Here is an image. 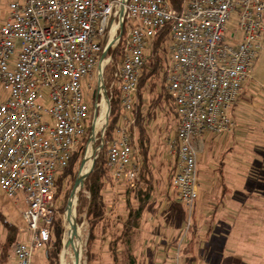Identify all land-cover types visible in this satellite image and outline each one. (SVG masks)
Returning a JSON list of instances; mask_svg holds the SVG:
<instances>
[{
  "label": "built area",
  "instance_id": "1",
  "mask_svg": "<svg viewBox=\"0 0 264 264\" xmlns=\"http://www.w3.org/2000/svg\"><path fill=\"white\" fill-rule=\"evenodd\" d=\"M233 21L236 29L229 32ZM166 29L165 86L178 121L166 149L177 160L171 187L189 218L174 249L173 263L181 264L199 200L196 143L235 128L233 107L264 51V0H182L179 9L171 0H0V187L10 200L22 201L25 224L2 264H34L37 251L51 248L60 216L57 178L76 154L85 153L82 175L105 148L109 177L131 188L142 185L131 115L142 73L160 57L154 42ZM121 44V61L108 82L105 71ZM116 91L121 123L108 139ZM104 102L105 123L97 130Z\"/></svg>",
  "mask_w": 264,
  "mask_h": 264
},
{
  "label": "rangeland",
  "instance_id": "2",
  "mask_svg": "<svg viewBox=\"0 0 264 264\" xmlns=\"http://www.w3.org/2000/svg\"><path fill=\"white\" fill-rule=\"evenodd\" d=\"M235 29L236 21H233L230 25L229 32L235 31ZM237 37H239V34ZM167 46L168 42L164 41L161 49L159 50L160 57L166 60V66L168 65L167 58H169L170 55ZM118 49L115 50L113 54L110 52V54H112L113 61L107 67V70L104 74L106 75V80H108V82H111L112 73L116 69V66L120 63L119 61H121V53H117ZM259 56L258 63L254 68L253 80L250 84L251 88L246 94V99L250 98L253 101V104H246L244 106H247L246 108L250 111L249 117L246 119L248 120V125L254 124L253 130L248 128L244 129V131L246 133H253L256 139L254 140V145H247L248 147L245 145H240V148L244 152H246L248 149L246 153L251 156V158H253V162L249 170L250 173H248V181L250 182L249 184L253 186L255 191L252 193L253 205L252 207L250 206L251 210L248 211V224H245V222H242V220L235 222L236 225L234 228H232L231 233V236H234L237 242H239V240H243L241 243L244 244V248L238 247V243L236 242L235 247L237 248V251L235 247L232 248L231 245V247H228V252L224 253L225 259L232 256V258L229 260L232 262V264H264V136L261 130L262 124L264 125V114H262L264 112V51ZM158 77L147 83V85L144 86L145 88H143L142 92H138L142 98L137 95L135 111H133L134 114L131 115L136 118L135 124H133L134 127H132L130 131L131 138L133 139L135 146L134 150H136V154L143 164L141 171L142 185L138 188V190L141 192L140 194H134L133 192L129 193L126 192L125 184L114 183L107 189L105 196V202L107 203L106 212L109 210L108 213L110 216H108L106 221L100 227H98V229H96L98 242L93 251V254H95L94 261H92L90 264H113L115 257L117 258L118 264H128L129 253L133 254L137 262L136 264H170L168 261H158V259L154 257V255H157L156 252L152 251L153 247L157 243L155 234L160 233L159 235L161 238H163V241L158 243V245L166 244L165 250H167V252L173 244H175V246L173 245L174 249L177 247L179 241L177 240V243L174 242L176 236L181 237L185 235L187 225L183 229L182 216L180 212L181 209L179 208V206H182V204L178 203L176 192L170 186V178L175 161L167 154L166 149L168 140L176 134L178 121L174 111H172L173 102L170 98V95L168 94L167 87L165 86L166 79L164 82V79H162V74L158 75ZM163 89H165L164 98L161 97ZM89 98L91 99L92 96L89 95ZM139 116L142 117L141 125L144 127L143 135H141L140 126L137 125V118ZM119 123H121V120ZM214 137L219 136L213 135L212 138L214 139ZM96 139H98L96 141V145H101V134H98ZM142 139L145 148H143L141 145ZM196 144V148H198L199 151L197 159L199 162V182H203L204 184L205 178L212 177L214 174L215 177L213 178L215 179L213 180V185L219 184L217 179L223 173L222 169L226 163V160H229L230 158L228 157L230 150L224 147L226 146V143L222 142V145L216 144L209 152L205 150L206 148L203 147V142H201V140H199ZM217 145H221V147H218ZM105 150L106 149L103 148L100 151L98 158L102 155V153L106 157ZM84 157L85 153L79 159L78 164H76L74 170L75 178L72 179L69 176L64 178L62 183V191L58 198L60 213L58 219L62 221L63 228L61 241L63 247L59 254H57L59 264H61V254L63 253L65 244L64 215H66L68 209L67 203L71 198V194L73 192L72 190H74L75 181L81 174V164ZM215 170H217L219 173H212ZM201 173L204 174H202L200 177ZM82 192L86 195V197H88L87 192L82 190L79 191L75 211L76 219H81V223L77 222L78 224L76 223V227L74 228L80 231L78 233H74L72 236V245L67 257L70 264H75L77 256L80 257V264H88L85 253L87 252V240L89 238L90 226L88 218L85 216L86 214L79 216L77 211L78 202ZM3 193L4 192L0 187L1 264L7 260V256L11 252L15 239L23 236V233H21L19 230L25 228L22 218L24 204L22 201L15 203V201L10 200ZM258 198H263L261 199L263 204L259 202L260 200ZM172 201L176 204L171 206V209H168ZM144 202L148 207L146 210H144L141 221L145 219L151 221L152 224L150 225L151 228L149 229V232L144 234L143 231L141 232V230H138L139 223L141 225V222H139L138 226L130 236V241L128 243L124 241L125 245L123 242H118L117 244V239H119V237H121L123 234V226L127 224L126 221L128 220L130 209H133L135 212L140 204ZM198 203L199 201L195 206L192 220H190L189 223L191 225L189 226V231L191 232L188 235L189 231H187V235L184 236L186 238L189 237L187 238L188 245L190 242L189 239H192L191 236L196 238V235H198V223L199 217L201 216L197 211ZM10 227H13V229ZM150 233H154V235H151ZM11 239L13 240L10 241ZM158 240L160 239L158 238ZM79 241H83L84 244L79 245ZM128 246H130V249ZM52 247L53 252H55L56 245ZM167 247L169 249H167ZM188 249L189 248H186L185 250L188 251ZM160 251L163 252L164 248L161 247ZM45 253V249H40L37 251L35 255H33L34 264H48L45 259L46 257L44 256ZM151 253H153V256H151ZM195 254L196 251L194 255ZM193 259H190V261L181 259L180 263L193 264V262H196L197 256L195 255Z\"/></svg>",
  "mask_w": 264,
  "mask_h": 264
},
{
  "label": "crops",
  "instance_id": "3",
  "mask_svg": "<svg viewBox=\"0 0 264 264\" xmlns=\"http://www.w3.org/2000/svg\"><path fill=\"white\" fill-rule=\"evenodd\" d=\"M258 63V62H257ZM254 69V68H253ZM254 74V70H253ZM252 82L249 81L246 85V89L243 94H241V97L235 107H233L232 111V117L233 121L235 123V128L232 132L229 134L226 133L225 135H220L219 137L212 138L213 135H203V137L200 139L201 142H203V147H205L206 151L209 152L213 146L216 144L226 143L225 148L230 150V154H228L229 160H226L225 165L223 166V173L221 176L217 179L219 184L213 185V180L215 178L214 174L212 177L205 178V183L201 185L199 182V203H198V213L201 215L199 217V229H198V235H196V238L194 236H191L190 242L188 245V239L189 237H185V244L183 245L186 248H189L188 251L185 252L186 258H188V261L190 259H193L194 256H197L196 262H193V264H232L230 258L225 259L224 253L228 252V247L232 248L235 247V243L237 240L234 236H231L232 228L236 225L235 222L242 220V222H245V224H248V211L251 210V207L253 205V197L252 193L254 190L253 186L250 185L248 181V173H250V166L253 162V158L249 156L246 152H244L240 145H254V140L256 139L254 137L253 133H246L244 129H251L253 130L254 124L248 125V119L249 117V109L244 107L246 104L250 105L253 104V101L250 98L246 99V94L250 90V84ZM239 113V114H238ZM264 114V112L262 113ZM245 115V116H244ZM260 129V128H258ZM261 130L263 132L264 136V125L262 124ZM177 131V130H176ZM245 132V133H244ZM215 140V141H213ZM222 145V144H221ZM221 145H217L218 147H221ZM175 161V160H174ZM175 166V162H174ZM225 168V170H224ZM218 172L215 170L212 173ZM219 173V172H218ZM217 173V174H218ZM204 173L200 174L201 175ZM114 184H116L113 181ZM258 193V192H257ZM262 197V196H258ZM259 199V198H258ZM260 198L259 202L261 204L262 201ZM178 201V200H177ZM179 203V202H178ZM176 203H173V201L170 203L168 209H171V206H174ZM180 204V203H179ZM141 205V204H140ZM251 206V207H250ZM140 207V206H139ZM148 206H146L145 210ZM184 206H179L181 209ZM172 211V210H171ZM170 211V212H171ZM109 210L106 212L105 217L102 221V224L106 221L107 217L109 215ZM143 216V213H141ZM142 216L140 218L141 225L139 223V229L141 232L143 231L144 234H147L149 232V229L151 228V221L150 220H142ZM202 221V222H200ZM183 229L186 226L183 224ZM182 229V227H181ZM152 231V230H151ZM151 234V233H150ZM154 235V233H152ZM151 234V235H152ZM158 234H155L156 236V245L153 247L152 251L156 252L155 258L158 259V261L161 262H169L170 264H174V246L173 244L170 249L165 245H158L161 241H163ZM190 234V231L188 232V235ZM187 235V234H186ZM158 238L160 240H158ZM180 238V239H179ZM182 239V236H176V241H180ZM193 241V242H192ZM243 240H239L238 247L244 248V244H242ZM179 243V242H178ZM157 246V247H156ZM161 247L164 248V253L161 250ZM236 251L237 248L235 247ZM150 250V248H149ZM196 251V254L194 255ZM150 252V251H149ZM166 252V253H165ZM187 253V254H186ZM155 254V253H154ZM151 256H153V253H151ZM190 258V259H189ZM195 260V259H193ZM226 260V261H225ZM160 262V263H161ZM168 264V263H167Z\"/></svg>",
  "mask_w": 264,
  "mask_h": 264
},
{
  "label": "trees",
  "instance_id": "4",
  "mask_svg": "<svg viewBox=\"0 0 264 264\" xmlns=\"http://www.w3.org/2000/svg\"><path fill=\"white\" fill-rule=\"evenodd\" d=\"M172 2V6L174 7V9H179L182 6V0H171ZM123 28H126V24L123 25ZM169 34V30L166 29L165 31H163L161 34H159V37L155 40L154 42V49L153 51L156 53L157 51H159L162 47L163 42L168 38ZM122 44L119 46V49L117 51V53H122ZM120 55V54H119ZM166 72H167V66H166V60L162 59L161 57L157 56L155 60L153 61H149L148 64L146 65L144 72L142 73V78L140 81V84L138 85L139 87V91L138 92H142L143 88H145L144 86L147 85V83H149L152 79H155L158 77V75L162 74V79H166ZM159 78V77H158ZM161 79V78H160ZM164 91L165 89H163V92L161 94V97L164 98ZM137 95H139V97L142 98V96L140 95V93ZM119 99V92L116 91L114 93L113 98L110 100L111 101V113H110V117H109V125H108V129H107V137L108 139L112 138L116 129V125H118L119 121H120V117L122 115V110H121V106H120V101ZM135 118V117H134ZM142 117H138L137 118V122H138V126H140V130H141V135L144 134V127L143 125H141L142 123ZM136 120V118H135ZM141 145L143 148H145L143 139L141 141ZM80 159V154H76L73 158V160L70 162V164L68 165L69 167L60 175L59 178H57V199L59 198L61 191H62V183L64 181V178L69 176L72 179L75 178L74 176V170L76 167V164H78V161ZM106 163V157L105 155L102 153V155L96 160L95 164H94V169L92 170L91 174H89V176L87 177V179L84 182L82 191L87 192L88 193V197H86V195L82 192L80 195V199L78 202V207H77V211H78V215H82V214H86L85 216H87L88 218V222H89V226H90V233H89V238H88V242H87V252L86 257H87V262L88 264L92 263V261H94L95 258V254H93L94 248L97 245V236H96V229H98V227H100L102 225V221L105 217L106 214V208H107V203L106 201V193H107V189L113 185V180L111 179L110 174H109V170L107 168ZM176 168H177V160L175 159V166L172 169V175L170 178V186H172V177L174 175V173L176 172ZM125 189L126 192H133L134 194H140L141 191L138 190V188H131L129 185H125ZM197 205V203H196ZM146 208L145 202L141 203L140 207H138L135 212L133 209H130L129 214H128V220L126 221V225L123 226V230H122V236L119 237V239H117V244L118 242L122 243L125 245L126 241L127 243L130 241V236L132 235L133 231L135 230V228L138 226V223L140 222V218L142 216L141 213L144 212ZM181 216H182V221L184 222L183 224L187 225V219H188V213L186 212V208L185 207H181ZM78 223H81V219H77ZM8 226V225H7ZM11 229H13V227H10ZM15 229V228H14ZM62 221L60 219H57L55 221V224L53 225V235H52V240H51V248L46 249V253L44 254V256L46 257V262L48 264H59L58 262V255L59 252L61 251L63 245H62ZM16 230V229H15ZM191 232V231H190ZM127 238V239H126ZM129 238V239H128ZM14 239V238H13ZM13 239H11L10 241H12ZM126 239V240H125ZM18 239H15V242ZM14 242V243H15ZM178 241H176L177 243ZM56 245V249L55 252H53L52 250V246ZM130 249V246H128ZM186 247L183 246V248L181 249V259L184 260H188V258H186L185 256V250ZM62 253V252H61ZM136 259L134 258L133 254L129 253V260H128V264H136ZM1 264V263H0ZM113 264H118L117 263V258H114V263Z\"/></svg>",
  "mask_w": 264,
  "mask_h": 264
},
{
  "label": "bare ground",
  "instance_id": "5",
  "mask_svg": "<svg viewBox=\"0 0 264 264\" xmlns=\"http://www.w3.org/2000/svg\"><path fill=\"white\" fill-rule=\"evenodd\" d=\"M107 111V105L105 104V102L103 103V110L101 112L100 117L98 118L97 122H96V129L99 130L101 129V126L104 125L105 123V112ZM91 155V152H89L87 154V160H89ZM90 164H92V161H88L87 164H85L86 166L83 168L82 170V175H86L88 173V171L90 170ZM72 206L69 207L67 209L66 215H64L65 217V233H64V239H65V244H64V249H63V253L61 254V264H70L68 262V254L70 252L71 249V245H72V236L74 233H78L80 230H76L74 229L76 227V211H75V206H76V198H74L72 200ZM81 240H82V234H81ZM83 245V241H79V245Z\"/></svg>",
  "mask_w": 264,
  "mask_h": 264
},
{
  "label": "water",
  "instance_id": "6",
  "mask_svg": "<svg viewBox=\"0 0 264 264\" xmlns=\"http://www.w3.org/2000/svg\"><path fill=\"white\" fill-rule=\"evenodd\" d=\"M123 10V9H122ZM123 11H121L120 12V16L121 17H123ZM106 57V54H104L103 55V58H105ZM106 99H108V97L106 96ZM94 169V165H93V167H92V169H91V172H92V170ZM91 172H89V173H87L86 175H80L77 179H76V181H75V185H74V190H72L73 192H72V194H71V198H70V200H69V202L67 203L68 204V208L69 207H71L73 204V202H72V199L75 197V195H76V193H77V191L76 190H78L79 189V187H82L83 185H84V182H85V180L87 179V177L89 176V174H91ZM76 223H77V221H76ZM75 264H80V257L79 256H77L76 257V261H75Z\"/></svg>",
  "mask_w": 264,
  "mask_h": 264
}]
</instances>
